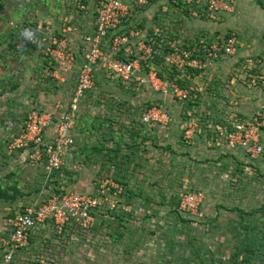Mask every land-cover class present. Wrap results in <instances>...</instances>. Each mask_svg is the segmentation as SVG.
I'll use <instances>...</instances> for the list:
<instances>
[{
  "label": "rangeland",
  "instance_id": "rangeland-1",
  "mask_svg": "<svg viewBox=\"0 0 264 264\" xmlns=\"http://www.w3.org/2000/svg\"><path fill=\"white\" fill-rule=\"evenodd\" d=\"M49 1L54 5L0 0V241L7 236L8 220L44 189L42 168L30 164L21 150L9 149L20 127L13 101L21 103L20 113L29 110L23 95L33 103L31 110L47 111L56 100L68 102L75 87L72 77L58 86L52 76L42 75V66L24 58L37 63L32 55L42 56L37 50L16 48L21 28L52 29L71 14H59L64 0ZM157 1L142 6L130 1L126 30L148 39L158 33L157 42L186 47L234 34L235 53L204 72L167 67L156 58L161 77L190 91L185 100L135 82L124 88L99 69L94 90L80 105L76 152L46 191L97 194L104 205L92 211L88 231L71 216L61 232L52 223L37 228L28 247L15 254V264H264V160L252 158L233 134L235 125L264 106V10L259 6L264 0H243L236 15L214 18L191 16L182 0ZM70 5L74 18L87 10ZM27 68L37 69L29 93H14ZM41 103L45 107L39 108ZM153 106L166 109L167 125L142 122ZM248 123L247 133L264 146V127L256 126L260 120ZM188 129L193 131L189 139ZM197 191L204 200L196 212L179 213L180 196Z\"/></svg>",
  "mask_w": 264,
  "mask_h": 264
},
{
  "label": "built area",
  "instance_id": "built-area-1",
  "mask_svg": "<svg viewBox=\"0 0 264 264\" xmlns=\"http://www.w3.org/2000/svg\"><path fill=\"white\" fill-rule=\"evenodd\" d=\"M149 1L131 2L142 6ZM182 3L194 17L214 18L218 14L237 13L235 0H182ZM133 4L124 0H97L93 29L81 38L77 51L72 48L68 38L59 37L49 27L20 29V42L36 47L47 61L51 76L60 83L63 77L71 75L75 87L68 102L56 100L47 111L31 110L26 113L10 142L11 151L21 150L30 164L42 168L44 189L40 191V200L27 205L8 220L7 236L0 241V264H11L15 254L28 247L29 236L39 227L44 228L52 223L61 232L70 224L71 216L75 217L82 230L88 231L94 222L92 211L103 207L104 201L97 194L88 197L68 192L64 195H47L46 191L54 182V173L67 165L68 157L75 149L74 128L80 118V105L85 96L94 90V76L99 69L111 75L124 88L135 82L154 93L177 95L180 100H185L190 98V91L182 90L161 77L154 64L156 58L161 57L167 67L204 72L221 58L235 53L238 40L234 34L219 41L199 39L186 47L182 43L163 39L157 42V37H160L158 33H155V39H148L135 29L126 30L124 24ZM77 7L85 10L81 0ZM160 48L165 51L164 55L160 54ZM79 52L83 55L80 62ZM141 120L145 124L165 126L169 117L164 107L153 106L143 113ZM258 120L260 123H256L257 128L264 127V106L245 123L235 125L233 134L237 143L252 158L263 157L264 160V146L257 136L247 133L251 125L248 122ZM192 133L188 129L185 137L191 138ZM203 200L204 195L199 191L186 193L180 196L177 209L179 213H195Z\"/></svg>",
  "mask_w": 264,
  "mask_h": 264
},
{
  "label": "crops",
  "instance_id": "crops-1",
  "mask_svg": "<svg viewBox=\"0 0 264 264\" xmlns=\"http://www.w3.org/2000/svg\"><path fill=\"white\" fill-rule=\"evenodd\" d=\"M76 2L74 3V0H64V7L62 8L61 7V10L59 11V14H63V13H68V11L71 13L70 15H68V16H64L63 18H60V19H62V20H59V23H57L56 25H52L53 26V28L52 29H54L55 31H56V33L59 35V36H62V37H66V38H68L69 39V41H70V44H71V46H72V48L75 50V51H77V46L79 45V42H80V40H81V38L85 35V34H88V33H90L91 31H92V29H93V23H94V16H95V4L97 3V0H81V2H82V4L83 5H86V11L84 12H82L81 13V17H75L74 18V15L72 14V9H71V5L70 4H74L75 6H77V3H78V1L79 0H75ZM130 1H132V0H124V2H130ZM157 1V0H156ZM168 0H166V2H167ZM236 1V4H237V6H239V4L240 3H242L243 2V0H235ZM28 2H30V0H28ZM157 2H163V1H157ZM163 5H164V3H162ZM30 5V4H29ZM45 6H47V5H54L52 2H50L49 0H46V3L44 4ZM77 8V7H76ZM163 9H165V8H163ZM237 11H239V8H237ZM81 12V11H80ZM236 15V14H235ZM230 16H234V15H230ZM74 18V21L72 20ZM52 22V21H51ZM53 23V22H52ZM82 30H84L85 32H83V34L82 35H80L79 36V33H82L81 31ZM155 31H158L159 29H158V27L156 28V29H154ZM27 46V45H26ZM19 47L20 48H24V45H23V43H21V42H18V43H16V48H18L19 49ZM28 47V46H27ZM21 50V49H20ZM31 50V49H30ZM36 53H37V51H36ZM30 54V53H29ZM81 54V52H79V55H78V62H80L81 61V59H83V55H80ZM33 55V57L35 58V60H37L36 62L37 63H35L34 62V59L32 58V57H28V56H26V57H24L25 59H27L28 60V62L32 59V62L34 63L33 65L37 68V66H42V71H43V76H44V74L46 75V76H51V72H49L50 70H49V66L47 65V61H45V60H43V57L42 56H40L38 53H37V55H38V58L35 56V54H32ZM28 62H26V63H28ZM219 62V61H218ZM217 62V63H218ZM216 63V64H217ZM28 65L29 66H33L32 65V63H28ZM36 68H34L33 69V73L30 71V68H27L25 71H24V75H23V78H19L20 79V84L18 85V87H16L15 89H13V92L14 93H17V91H21L22 93H29V90H28V88H29V86H30V84L32 83V81H33V79H32V77H34V72H37L36 70ZM14 73L15 74H17L18 73V71L17 70H15L14 71ZM67 77H72L71 75L70 76H65V77H63L62 79H63V82H58V86H61V87H64V85H66V78ZM35 78H37L36 76H35ZM39 86V84H37L36 82H35V87H38ZM22 98H23V101H24V105L27 107V109H29V110H27L26 112H19V110L21 109L20 108V105H21V103L20 102H17V103H15V101H13V104H15V106H14V110H16V113L17 114H20V124L19 125H21V123H22V119H23V117L25 116V114L26 113H28L31 109V107L33 106V103H30V101H29V99H25V95H23L22 96ZM54 101V100H53ZM55 102V101H54ZM53 103V102H52ZM36 105V104H35ZM53 105V104H52ZM47 106V105H46ZM43 107H45L44 105H43V103H41V105H40V107L39 108H43ZM23 113V114H22ZM78 124V123H77ZM217 126V125H216ZM220 128H217V131H220L219 130ZM150 131L151 132H153V130H151L150 129ZM216 132V131H215ZM216 141V144L217 145H220L219 143H218V139L217 140H215ZM218 147V146H217ZM219 148V147H218ZM227 148V147H226ZM75 149H76V146H75ZM74 149V150H75ZM228 149V148H227ZM73 150V151H74ZM229 150V149H228ZM75 152H76V150H75ZM23 154H24V156H25V153L23 152ZM70 155H73V153H71ZM25 158H26V156H25ZM36 168H38V167H36ZM252 174V173H251Z\"/></svg>",
  "mask_w": 264,
  "mask_h": 264
},
{
  "label": "trees",
  "instance_id": "trees-1",
  "mask_svg": "<svg viewBox=\"0 0 264 264\" xmlns=\"http://www.w3.org/2000/svg\"><path fill=\"white\" fill-rule=\"evenodd\" d=\"M259 4V3H258ZM259 6L264 10V6L262 5V4H259ZM229 36V35H228ZM228 36H226V37H228ZM264 36V35H263ZM17 39L16 40H18L19 39V36L17 35V37H16ZM28 46L29 47V49H33V50H36V47H34V46H29L28 44H24V46ZM55 175V174H54ZM0 195H1V193H0ZM33 235V234H32ZM29 239H30V236H29ZM29 245V244H28ZM26 248H24V249H21V250H25ZM20 250V251H21ZM11 264H15L14 263V260H13V262L11 263Z\"/></svg>",
  "mask_w": 264,
  "mask_h": 264
}]
</instances>
